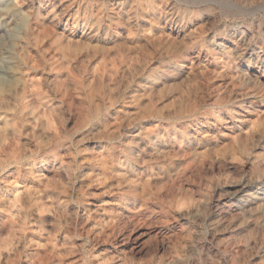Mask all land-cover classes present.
<instances>
[{"label": "rangeland", "instance_id": "1", "mask_svg": "<svg viewBox=\"0 0 264 264\" xmlns=\"http://www.w3.org/2000/svg\"><path fill=\"white\" fill-rule=\"evenodd\" d=\"M8 79L0 264H264V0H0Z\"/></svg>", "mask_w": 264, "mask_h": 264}, {"label": "bare ground", "instance_id": "2", "mask_svg": "<svg viewBox=\"0 0 264 264\" xmlns=\"http://www.w3.org/2000/svg\"><path fill=\"white\" fill-rule=\"evenodd\" d=\"M12 5V4H11ZM195 6V5H194ZM189 7V6H188ZM192 7V6H191ZM10 8V7H9ZM8 8V9H9ZM5 11V10H4ZM3 11V12H4ZM3 14V13H2ZM241 15H242V12H241ZM244 16V15H243ZM247 16V15H246ZM210 17V16H209ZM9 19V18H8ZM210 21V20H209ZM221 35V34H220ZM213 41H215V40H213ZM212 41V42H213ZM229 41V40H228ZM220 42H226V40L225 39H222ZM3 62V61H2ZM26 62V61H25ZM23 72V71H22ZM23 79V78H22ZM33 79V78H32ZM25 80V79H24ZM27 80V79H26ZM8 82L9 83H14V79H8V80H0V93L1 92H5V90H6V85H8ZM23 82V81H22ZM9 90V89H8ZM63 96V95H62ZM57 97V96H56ZM65 98H66V96H65ZM20 102V101H19ZM2 112V111H1ZM20 112V111H19ZM17 114V113H16ZM18 116H20L19 114H18ZM23 117V116H22ZM21 117V118H22ZM24 118V117H23ZM25 120V119H24ZM50 124V123H49ZM23 131V130H22ZM113 154V153H112ZM197 155V154H196ZM52 165V164H51ZM180 166H181V164H180ZM140 167V166H139ZM177 172V171H176ZM140 177V176H139ZM248 185V184H247ZM241 186V185H240ZM251 186V185H250ZM250 188V187H249ZM259 192V191H258ZM243 194V193H242ZM240 195V194H239ZM106 196V195H105ZM237 196V195H236ZM262 196V195H261ZM83 197V196H82ZM81 199V198H80ZM83 199V198H82ZM87 199V198H86ZM116 212V211H115ZM28 217V216H27ZM119 220V219H118ZM68 230V229H67ZM73 230V229H72ZM76 230V229H75ZM108 233V232H107ZM117 239V238H116ZM142 248V247H141Z\"/></svg>", "mask_w": 264, "mask_h": 264}]
</instances>
